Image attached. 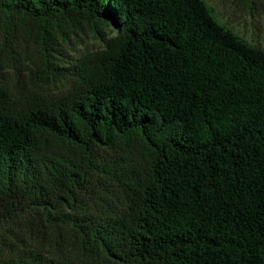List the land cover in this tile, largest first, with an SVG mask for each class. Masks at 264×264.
Listing matches in <instances>:
<instances>
[{
    "label": "trees",
    "instance_id": "obj_1",
    "mask_svg": "<svg viewBox=\"0 0 264 264\" xmlns=\"http://www.w3.org/2000/svg\"><path fill=\"white\" fill-rule=\"evenodd\" d=\"M0 29L37 47L16 98L0 59V264H264L263 49L203 0H0Z\"/></svg>",
    "mask_w": 264,
    "mask_h": 264
},
{
    "label": "rangeland",
    "instance_id": "obj_2",
    "mask_svg": "<svg viewBox=\"0 0 264 264\" xmlns=\"http://www.w3.org/2000/svg\"><path fill=\"white\" fill-rule=\"evenodd\" d=\"M214 19L232 31L238 37L252 46L264 50V0H203ZM100 34L92 27H86L76 34H72L69 40L61 42L60 60L64 67L72 66L73 61L80 59V55L103 49L106 40L114 35L109 27L99 25ZM101 35V36H100ZM37 52V47L32 37L22 33H16L13 37L6 35L0 29V59L3 60V76L5 84L12 91L13 96H21V92L31 91L33 85L28 81V67H31ZM30 65V66H29ZM70 85L69 79L52 81L45 91L59 93ZM51 230L41 227L39 231L30 234L27 228L19 231L18 243L32 250L40 249L44 254L57 258L75 256L76 251L58 245L51 236Z\"/></svg>",
    "mask_w": 264,
    "mask_h": 264
}]
</instances>
